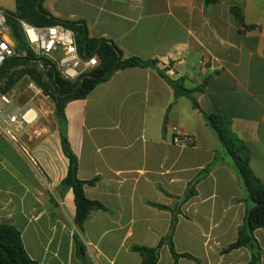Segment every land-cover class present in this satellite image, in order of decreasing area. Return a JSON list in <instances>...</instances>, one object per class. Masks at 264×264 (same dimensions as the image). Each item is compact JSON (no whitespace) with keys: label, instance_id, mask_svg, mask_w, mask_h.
<instances>
[{"label":"crops","instance_id":"0c3cea01","mask_svg":"<svg viewBox=\"0 0 264 264\" xmlns=\"http://www.w3.org/2000/svg\"><path fill=\"white\" fill-rule=\"evenodd\" d=\"M42 6L58 19L84 22L90 38L112 41L125 59L156 61L157 69L117 71L86 99L67 104L65 129L56 107L54 119L33 106L39 119L18 142L0 137V225L15 227L39 264H142L132 247H157L175 211L176 253L197 259L177 264H251L249 248L225 252L252 202L202 112L231 120L264 183V0L208 7L204 0H42ZM168 80L202 88L193 95L200 110ZM63 133L78 158V178L98 179L84 187L86 197L111 211H93L83 233L74 222L73 191L63 185L69 168ZM176 136L193 144L178 145ZM202 175L196 195L183 202ZM254 237L264 264V228ZM175 262L165 244L158 264Z\"/></svg>","mask_w":264,"mask_h":264},{"label":"trees","instance_id":"16d2710c","mask_svg":"<svg viewBox=\"0 0 264 264\" xmlns=\"http://www.w3.org/2000/svg\"><path fill=\"white\" fill-rule=\"evenodd\" d=\"M204 1L208 7L220 0ZM15 3L16 11L13 13L9 12L8 24L17 53L26 52L27 55L26 57L12 58L0 68V85L6 80L5 87L3 89L0 88V92L8 94L24 76H30L36 85L53 100L56 107V115L64 129L66 127L65 108L67 104L72 101L86 99L98 85L108 81L117 71L128 68L157 69L156 61H146L136 57L125 59L122 51L112 41L90 38L84 22L65 21L54 17L43 8L42 0H15ZM232 12L241 23L244 22L242 10L239 7H232ZM19 20H24L37 27L63 25L73 30L76 33L78 48L82 56L85 54L87 56H96L99 60V65L74 83L66 81L61 77L54 64L37 57L28 48ZM29 66H33V69H28ZM34 66L39 67L41 73L38 74ZM17 68H21V71L13 73ZM159 73L166 79L161 72ZM168 81L178 97H188L191 99L194 108L200 110L193 95L196 92H202V88L189 90L178 82ZM202 114L210 128L220 137V141L227 150L232 164L246 189L248 198L252 202L245 222L239 229L237 241L231 244L225 252L249 248L252 251L251 264H260L261 249L254 237V232L264 228V183L251 169L249 149L232 133L231 120L219 115H207L203 112ZM61 138L64 154L69 160L68 173L63 181V185L65 188L73 191L76 206L74 222L78 230L83 233L84 226L93 211L108 213H111V211L99 201L90 200L86 197L84 187L95 186L98 179L82 181L78 178V158L71 150L65 133L62 134ZM202 177L203 175L190 184L183 202L188 201L196 195L195 186ZM153 206L161 210H171L162 205L153 204ZM172 214L173 219L170 231L165 238L161 239L157 247L150 248L138 245L132 247V251L142 257V264H158L160 250L165 244L169 246L176 261L175 264H177L179 258L197 261V259L189 254L179 255L176 253L173 238L178 220L177 213L172 211ZM79 250L81 251L82 249L79 248ZM0 264H39L28 256L20 232L8 224L0 225Z\"/></svg>","mask_w":264,"mask_h":264},{"label":"built area","instance_id":"2783aa9c","mask_svg":"<svg viewBox=\"0 0 264 264\" xmlns=\"http://www.w3.org/2000/svg\"><path fill=\"white\" fill-rule=\"evenodd\" d=\"M8 17L9 12L0 6V68L12 58L27 55L26 52L17 53ZM19 23L28 48L37 57L54 64L66 81L74 83L99 65L96 56H82L73 30L63 25L37 27L24 20H19ZM204 64L202 61L201 65ZM12 103L9 94L0 92V137L6 136L13 142H18V135L37 123L39 113L33 106L16 107L9 111ZM174 142L178 145L191 146L193 139L176 136Z\"/></svg>","mask_w":264,"mask_h":264},{"label":"rangeland","instance_id":"374dc122","mask_svg":"<svg viewBox=\"0 0 264 264\" xmlns=\"http://www.w3.org/2000/svg\"><path fill=\"white\" fill-rule=\"evenodd\" d=\"M5 9L9 12L13 13L16 11V3L15 0H7L3 1V5ZM36 72L41 73V69L39 67L34 66ZM21 68H17L13 71V73H19ZM28 69H33V66H29ZM6 80L1 83L0 88L3 89L5 87ZM13 103L9 107V111L14 110L16 107H26V106H34L42 109L43 116L54 118L56 117L55 113V104L53 100L44 94V92L36 85V83L32 80V78L28 75L24 76L20 82L8 92ZM19 137V135H18Z\"/></svg>","mask_w":264,"mask_h":264},{"label":"water","instance_id":"95a60500","mask_svg":"<svg viewBox=\"0 0 264 264\" xmlns=\"http://www.w3.org/2000/svg\"><path fill=\"white\" fill-rule=\"evenodd\" d=\"M85 56H87L86 54H85ZM45 94V93H44ZM46 95V94H45Z\"/></svg>","mask_w":264,"mask_h":264}]
</instances>
